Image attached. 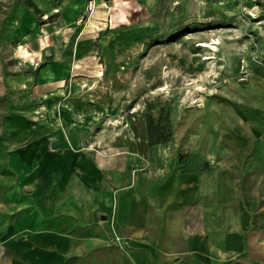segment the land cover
<instances>
[{"label": "rangeland", "instance_id": "rangeland-1", "mask_svg": "<svg viewBox=\"0 0 264 264\" xmlns=\"http://www.w3.org/2000/svg\"><path fill=\"white\" fill-rule=\"evenodd\" d=\"M63 146L88 175L92 161L124 164L135 186L210 161L247 172L264 148V0H0L7 264H31L15 260L20 242L50 243V161Z\"/></svg>", "mask_w": 264, "mask_h": 264}, {"label": "crops", "instance_id": "crops-1", "mask_svg": "<svg viewBox=\"0 0 264 264\" xmlns=\"http://www.w3.org/2000/svg\"><path fill=\"white\" fill-rule=\"evenodd\" d=\"M66 14L73 17L72 10ZM75 66L94 77L101 73ZM68 133L73 143L81 136ZM54 152L50 243L20 242L15 260L29 255L31 264H48L50 255V264H264V148L241 175L210 161V168L143 186H135L118 161H92V176L76 149ZM2 248L0 264H7Z\"/></svg>", "mask_w": 264, "mask_h": 264}, {"label": "water", "instance_id": "water-1", "mask_svg": "<svg viewBox=\"0 0 264 264\" xmlns=\"http://www.w3.org/2000/svg\"><path fill=\"white\" fill-rule=\"evenodd\" d=\"M57 143H58L57 140H53V141H51V145H52V147H54Z\"/></svg>", "mask_w": 264, "mask_h": 264}, {"label": "built area", "instance_id": "built-area-1", "mask_svg": "<svg viewBox=\"0 0 264 264\" xmlns=\"http://www.w3.org/2000/svg\"><path fill=\"white\" fill-rule=\"evenodd\" d=\"M115 240L119 241V238L116 236V237H115Z\"/></svg>", "mask_w": 264, "mask_h": 264}, {"label": "bare ground", "instance_id": "bare-ground-1", "mask_svg": "<svg viewBox=\"0 0 264 264\" xmlns=\"http://www.w3.org/2000/svg\"><path fill=\"white\" fill-rule=\"evenodd\" d=\"M208 45V44H207Z\"/></svg>", "mask_w": 264, "mask_h": 264}]
</instances>
